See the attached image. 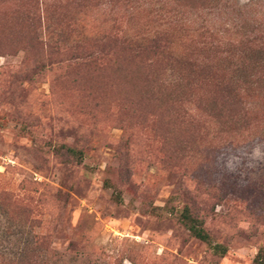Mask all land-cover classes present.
Segmentation results:
<instances>
[{
  "label": "rangeland",
  "instance_id": "obj_1",
  "mask_svg": "<svg viewBox=\"0 0 264 264\" xmlns=\"http://www.w3.org/2000/svg\"><path fill=\"white\" fill-rule=\"evenodd\" d=\"M28 16L69 49L32 47ZM108 36L137 54L120 43L128 58L87 64L77 45ZM258 65L264 0H0V245L41 237L42 264H256ZM253 71L252 89L233 82ZM222 81L238 86L233 111L214 100Z\"/></svg>",
  "mask_w": 264,
  "mask_h": 264
},
{
  "label": "trees",
  "instance_id": "obj_2",
  "mask_svg": "<svg viewBox=\"0 0 264 264\" xmlns=\"http://www.w3.org/2000/svg\"><path fill=\"white\" fill-rule=\"evenodd\" d=\"M44 18L46 17L44 16ZM27 20H30L29 27L31 29V33H33L32 41L30 42V45L32 47L36 48V46H39L43 50H46L48 54L55 55H60L69 49L66 46V43L63 42V38H55V36L53 35V31H49V27H51L49 21L51 20H48V26H45L43 36L40 30V28H43L42 18H38L36 16H28ZM100 42H102V49L99 52L97 50H94V46H97L99 49L101 45ZM113 42H115V45H113ZM120 43L129 44V47H131V50L133 51V56L137 54L134 51V45L132 46V44H135V42H128L127 39L120 41L119 38L114 41L111 36L99 38L93 45H89L88 43L77 45V49L79 51L85 50L87 52L86 56H82V59L86 60L87 64L102 65V62H104V64L107 66V64L111 62L110 60H117L120 59L122 56L128 58L129 55H127V50L125 46H123L122 49H118V45ZM137 51L143 52L145 51V49L142 48L141 50ZM255 68L264 70V66L258 65L255 66L253 69ZM255 72L253 71V73H247L243 76L240 75V79H235L233 80V82L241 80L245 85L248 84V87L252 89L254 87V80L252 81L251 77L252 75H256ZM217 85L219 87L220 92H224V94L221 93L215 96L214 100L218 103L217 105L221 104L224 107L227 104L231 105V108L229 110L233 111L234 108L240 104V94L238 92V86L232 87L230 83H224L223 81L218 82ZM68 150L73 153H78V151H76L74 148H68ZM183 217L188 229L190 230L193 236L210 244L216 253L225 254L227 252L226 246L221 243H215L213 241L211 234L204 226V221H201L200 219L191 215L188 209L184 213ZM35 238V240L33 238V240L31 241H25L23 243L21 241V246H18L16 248L14 245L11 244H9L8 246L0 245V257L4 258L7 261V264L44 263L46 261L44 251L46 249V241L41 237L38 238V236H35ZM255 262L256 264H264L263 250H260V252L256 256Z\"/></svg>",
  "mask_w": 264,
  "mask_h": 264
}]
</instances>
